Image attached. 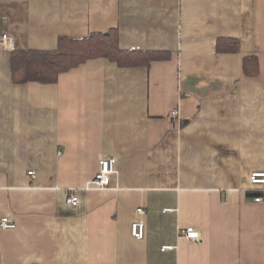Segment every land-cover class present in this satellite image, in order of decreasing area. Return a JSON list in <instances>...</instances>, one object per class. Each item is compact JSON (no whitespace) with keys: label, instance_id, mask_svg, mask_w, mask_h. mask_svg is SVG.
<instances>
[{"label":"crops","instance_id":"0c3cea01","mask_svg":"<svg viewBox=\"0 0 264 264\" xmlns=\"http://www.w3.org/2000/svg\"><path fill=\"white\" fill-rule=\"evenodd\" d=\"M112 28L124 49L169 55L14 82L13 50ZM4 33L0 217L18 226L0 228V264H264V186L250 181L264 171V0H0ZM103 158L117 173L87 189ZM139 207L144 239L131 231Z\"/></svg>","mask_w":264,"mask_h":264},{"label":"trees","instance_id":"16d2710c","mask_svg":"<svg viewBox=\"0 0 264 264\" xmlns=\"http://www.w3.org/2000/svg\"><path fill=\"white\" fill-rule=\"evenodd\" d=\"M219 51L236 49L220 40ZM167 51L127 50L120 46L119 31L112 28L105 32H92L83 37L61 36L56 49H15L12 52V77L16 83L39 81L54 83L62 72L68 71L89 59L105 58L121 67L150 66L153 61L166 59ZM247 75L258 70L256 57L244 59Z\"/></svg>","mask_w":264,"mask_h":264},{"label":"built area","instance_id":"2783aa9c","mask_svg":"<svg viewBox=\"0 0 264 264\" xmlns=\"http://www.w3.org/2000/svg\"><path fill=\"white\" fill-rule=\"evenodd\" d=\"M13 50L15 49L14 37L11 33L0 34V51L1 50ZM170 117L173 121L179 119V109L177 107L173 108L170 112ZM34 176L35 172H29ZM117 173L116 170V159L115 158H103L100 160V170L87 182V189L99 188L105 189L111 184V177L113 174ZM250 181L253 185H263L264 186V171H254L250 175ZM258 202L264 201V196L260 195L255 198ZM67 202L73 206H78L80 204V198L76 194L75 190H70ZM137 213L141 216L139 220L132 223L131 231L132 235L137 239H144L146 236V224L142 219L145 215L146 210L143 207L137 208ZM18 224L16 221L12 220L9 216L0 217V228L2 229H15ZM181 235L189 240H199L200 232L192 226L182 229ZM171 246H165L164 249H169Z\"/></svg>","mask_w":264,"mask_h":264}]
</instances>
